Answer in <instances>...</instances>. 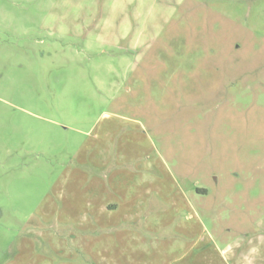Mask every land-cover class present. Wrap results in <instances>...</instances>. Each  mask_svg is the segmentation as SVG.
Returning <instances> with one entry per match:
<instances>
[{
	"label": "rangeland",
	"instance_id": "1",
	"mask_svg": "<svg viewBox=\"0 0 264 264\" xmlns=\"http://www.w3.org/2000/svg\"><path fill=\"white\" fill-rule=\"evenodd\" d=\"M0 264H264V0H0Z\"/></svg>",
	"mask_w": 264,
	"mask_h": 264
}]
</instances>
